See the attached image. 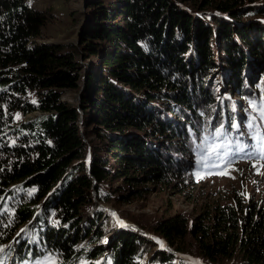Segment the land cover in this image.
Returning a JSON list of instances; mask_svg holds the SVG:
<instances>
[{"label":"trees","instance_id":"trees-1","mask_svg":"<svg viewBox=\"0 0 264 264\" xmlns=\"http://www.w3.org/2000/svg\"><path fill=\"white\" fill-rule=\"evenodd\" d=\"M84 1L77 47L38 41L50 14L0 0V260L192 264L150 233L206 264H264V207L239 193L191 220L141 222L111 204L140 230L89 213L120 179L193 186L205 135L222 113L239 121L229 96L264 105V0ZM84 80L79 121L62 98Z\"/></svg>","mask_w":264,"mask_h":264},{"label":"rangeland","instance_id":"rangeland-1","mask_svg":"<svg viewBox=\"0 0 264 264\" xmlns=\"http://www.w3.org/2000/svg\"><path fill=\"white\" fill-rule=\"evenodd\" d=\"M29 1L36 9L50 14L43 37L38 41L62 45L72 44L79 47L81 23L85 21L82 13L86 12L87 7L84 0ZM79 61L84 66L88 64L87 60L79 58ZM84 85L83 81L80 90L67 91L62 98L76 103L80 115V98L77 99V95H81ZM219 95L222 96V93ZM229 99L236 100L239 121L228 123L227 115L222 113V123L218 127L221 128V133L217 135L215 130L213 134L205 135L202 148V174L193 186L184 187L174 182L165 186L158 182L140 180L131 181L128 187L127 183L120 179L108 184V190L113 194V202L101 204L109 208H113L114 204L123 213L141 222L175 213H181L191 220L216 204L233 202L231 199L233 193H239L247 203L257 201L264 207V152L261 151L264 140L260 139L264 136V115L261 113L264 105L258 106L254 111L250 110L237 95H230ZM33 115L35 114H28L24 118H31ZM243 122H246L247 126L244 130L241 127ZM250 124L252 127H249ZM90 139L93 144L102 145L94 133L90 135ZM95 209L92 207L89 213ZM23 229L24 237H27L29 229L27 227ZM83 244L84 242H80L78 247ZM0 262L8 264L10 261L6 258Z\"/></svg>","mask_w":264,"mask_h":264},{"label":"water","instance_id":"water-1","mask_svg":"<svg viewBox=\"0 0 264 264\" xmlns=\"http://www.w3.org/2000/svg\"><path fill=\"white\" fill-rule=\"evenodd\" d=\"M84 83H85V80H84ZM79 98H80V96L77 95V99H79ZM79 121H81V115H80ZM87 162H89V158L87 159ZM87 171H88V169H87ZM92 188H93V186H92ZM93 204H94L93 207H95V208L100 207V208L104 209L105 211L109 212V213L111 214V216H112L115 220H117L120 224L128 225V226H131V227H133V228H135V229L140 230V229L137 228L135 225H131V224L127 223L126 220L121 219V218L118 216L117 211H116L114 208H111V207L109 208V207H106V206L102 205V204L96 199L95 196H93ZM148 234H149V233H148ZM149 235L152 236L153 239H155L160 245H163L166 249H168V250L171 251L172 253L176 254L177 256H180V257H182V258H184V259H186V260H188V261H190V260L195 261V260H196V258H193V257H191V256H189V255L182 254V253H179V252H176V251L172 250L166 242H163V241H162L161 239H159L157 236L152 235V234H149ZM201 264H205V263L201 262Z\"/></svg>","mask_w":264,"mask_h":264},{"label":"snow or ice","instance_id":"snow-or-ice-1","mask_svg":"<svg viewBox=\"0 0 264 264\" xmlns=\"http://www.w3.org/2000/svg\"><path fill=\"white\" fill-rule=\"evenodd\" d=\"M261 113L262 115H264V107L261 108ZM233 127H236V125H233ZM249 127H252V125L250 124ZM221 133V128H217L216 129V134L219 135ZM261 140H264V136L260 137ZM261 151L264 152V146L261 147ZM0 264H2V262H0ZM198 264V262H197Z\"/></svg>","mask_w":264,"mask_h":264},{"label":"bare ground","instance_id":"bare-ground-1","mask_svg":"<svg viewBox=\"0 0 264 264\" xmlns=\"http://www.w3.org/2000/svg\"><path fill=\"white\" fill-rule=\"evenodd\" d=\"M189 262H191L192 264H197V262H198V264H201V261H199L198 259H196L195 261L190 260Z\"/></svg>","mask_w":264,"mask_h":264}]
</instances>
